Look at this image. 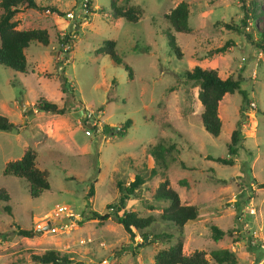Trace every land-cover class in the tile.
<instances>
[{"label": "rangeland", "instance_id": "374dc122", "mask_svg": "<svg viewBox=\"0 0 264 264\" xmlns=\"http://www.w3.org/2000/svg\"><path fill=\"white\" fill-rule=\"evenodd\" d=\"M180 1L187 5L188 29L177 32L165 15ZM251 1L254 15L248 11L242 24L238 0H40L72 18L63 14L57 23L60 16L44 10L33 24L47 30L56 57L49 56L50 45L31 42L26 73L0 65V114L13 123L0 131V189L9 196L0 201V264H39L31 256L49 249L66 254V264H153L152 255L176 240L184 254L203 251L208 264H216L209 252L221 249L232 255L228 264H264V50L256 47L264 33V0H244V6ZM110 4L138 6L140 16L135 22L114 18ZM166 32L174 37L179 57ZM60 35L67 53L58 44ZM104 40L114 41L122 63L98 52ZM223 44L224 51H214ZM194 66L212 69L220 78H242L245 100L234 91L218 102L217 136L203 129L198 86L184 75ZM38 98L65 102L66 122L51 117L37 130L36 122L54 116L34 107ZM127 119L131 123L119 137L116 130ZM91 124L98 131L92 132ZM104 126L111 132H102ZM235 127L239 140L231 157L225 144ZM156 145L162 147L160 165L151 153ZM26 148L35 152V166L47 171L48 189L37 198H30L25 179L2 172L4 163ZM228 157L231 165L215 160ZM133 175L140 181L126 194ZM163 178L181 204L197 210L181 230L158 219L167 203L153 195ZM120 195H126L125 210L153 216L146 242L137 232L130 240L112 217L91 216L111 212L106 206ZM59 205L73 219L44 230ZM212 226L223 232L216 240ZM19 228L32 233L18 235Z\"/></svg>", "mask_w": 264, "mask_h": 264}, {"label": "trees", "instance_id": "16d2710c", "mask_svg": "<svg viewBox=\"0 0 264 264\" xmlns=\"http://www.w3.org/2000/svg\"><path fill=\"white\" fill-rule=\"evenodd\" d=\"M240 2L239 6L244 11L243 20L247 16V12H250V16L254 15V3L248 2L244 6V0H238ZM20 8H32L38 11L47 10L48 12H53L56 16H62L64 13L58 10L52 5L43 4L36 0H0V65L8 67L13 71L19 73H26V60L24 56V49L31 43L36 42L45 46L48 44V34L45 29L32 28V29H16V23L13 20L14 15L19 11ZM110 9L112 10V16L114 18H123L126 21L135 22L140 16V9L138 6H129L126 9H121L119 7L110 4ZM170 27L177 32L186 31L187 28V18L188 9L185 2H178L169 12L165 15ZM227 27L237 31L238 27L232 24H227ZM167 38L168 46L171 48L175 56H180L179 49L175 43L174 37L171 33H165ZM247 37V35H246ZM60 44L65 46V42L60 40ZM257 48L264 50V33H261V44H256ZM226 48V44L216 48L215 52H222ZM98 52H104L109 56V58L116 64L122 63V60L117 57L114 53V41L104 40L103 44L98 48ZM67 53V49L64 50ZM124 68L129 70L128 66L124 64ZM186 79L193 80L198 86L197 99L201 105V112L199 114L200 122L203 129L209 133L211 136H217L220 131V119L217 115V106L221 97L226 93H233L237 91L241 94L242 99L245 100V95L240 89L241 76L232 74L226 76L225 78H220L216 71L208 68H201L199 66H194L191 70L184 71ZM66 79H62V88L65 90ZM69 95L71 91H68ZM34 107L42 112H48L55 115H61L64 113L65 102L63 106H57L55 103L50 102L44 98H38L33 104ZM131 121L129 119L116 130V134L122 137L126 133V128L130 125ZM13 123L8 121V119L0 114V131H7L12 129ZM92 132L98 131L95 125L90 126ZM111 132L109 126H104L102 132ZM238 127H235L229 135V141L225 144L227 149V155H236V145L238 143ZM161 148V149H160ZM154 146L151 148V153L155 158L160 159L159 165L161 163V153L162 147ZM217 162L225 165H231L233 163L232 158H216ZM3 174H11L18 178H23L28 184V194L30 198H37L43 191L48 189L47 182V171L40 170L35 166V152L30 149H24L23 153L18 159L7 161L4 163L2 170ZM140 178L133 175V181L128 184L127 188H124L125 193H131L134 187L139 183ZM264 186V183L262 184ZM87 194L92 193V186L90 185L87 189ZM86 194V195H87ZM126 195H120L118 200L114 203L107 205L106 207L111 212L98 215L95 212L91 213V216L105 220L109 217L115 220L121 225L123 231L128 234L131 240L135 232L140 234L141 240L143 241L145 236L149 233L146 231L147 228L154 221L153 216L148 215L146 217H138L135 212L127 211L124 209V199ZM155 200H161L166 202V206L162 208L159 213L158 219L160 221L169 223L173 228L181 230L183 225L187 221H192L197 217V210L193 205L181 204L178 194L169 187L168 180L163 178L161 182L158 183L154 195ZM9 200L8 194L0 189V201L6 203ZM3 209L9 212V206L4 205ZM121 212V213H119ZM119 213V214H118ZM91 217V218H92ZM213 231V239L221 235L223 232L216 228L211 227ZM16 233L21 236L29 237L32 233V229H17ZM168 237V234H163V236ZM153 236V235H152ZM158 237L157 234H154ZM209 258L216 264H228L233 263L232 255L226 249L213 250L209 252ZM31 259L33 262L39 264H66L69 262L68 256L66 254H61L60 252L49 249L44 251L39 255H32ZM153 264H208L209 260L205 256V253L200 250H193L190 253L184 254L182 252V243L180 240H176L172 245L167 248H162L157 250L152 255ZM8 264H21L19 262H10Z\"/></svg>", "mask_w": 264, "mask_h": 264}, {"label": "crops", "instance_id": "0c3cea01", "mask_svg": "<svg viewBox=\"0 0 264 264\" xmlns=\"http://www.w3.org/2000/svg\"><path fill=\"white\" fill-rule=\"evenodd\" d=\"M36 1H39V0H36ZM42 1V0H41ZM50 3H52V2H50ZM56 8L59 10V8L56 6ZM1 11V10H0ZM61 11V10H60ZM46 11H43L41 14H39V11L38 10H36V9H32V8H20L19 9V11L14 15V17H13V20L15 21V23H16V29H32V28H37L36 26H33V24H36L37 22H38V20L39 19H37V18H40V17H42L43 16V14L45 13ZM65 13V12H64ZM51 14H53V13H51ZM57 17H59V16H57ZM60 18H62V16H60L59 18H58V21H57V23H60L59 21L61 20ZM64 23H66L65 21H64ZM59 25V24H58ZM57 25V26H58ZM57 26H56V30L58 31L59 29L57 28ZM38 28H43V27H38ZM47 31V30H46ZM48 33V32H47ZM63 33V32H62ZM72 33H73V31H71V35H72ZM59 34H61L60 32H59ZM62 35V34H61ZM61 35L59 36V38H60V40H61ZM52 42H51V40H50V38H49V33H48V44L47 45H50V49H51V51L52 52H50L49 53V56L50 57H56V50H55V44H51ZM58 44H59V46H60V49L62 48L63 49V51L65 50V49H67V48H65V46H62L61 44H60V42H58ZM46 46V45H45ZM26 49H27V47L25 48V50H24V56H25V59H26V55H27V52H26ZM55 50V51H54ZM62 51V50H61ZM68 51V50H67ZM33 53H31V55H32ZM33 55H35V54H33ZM31 60H34V58H32ZM64 60H66L65 58H64ZM27 62V61H26ZM27 66V65H26ZM38 71H40V69H38ZM37 71V72H38ZM26 72H27V67H26ZM29 73H33V71H31V70H29ZM60 102V101H59ZM57 103L56 105L57 106H60V104L62 103V102H60V103ZM39 112H41V111H39ZM54 116H50V117H48V118H46V120H44V121H42V122H36L34 125L36 126V128H37V130H39V131H42V130H44V123L45 122H47L48 123V120L51 118V120H57V121H63V122H66V120H64V117H63V115H55V114H53ZM76 221L75 222H77L78 221V219H75Z\"/></svg>", "mask_w": 264, "mask_h": 264}, {"label": "built area", "instance_id": "2783aa9c", "mask_svg": "<svg viewBox=\"0 0 264 264\" xmlns=\"http://www.w3.org/2000/svg\"><path fill=\"white\" fill-rule=\"evenodd\" d=\"M47 12V11H46ZM65 18H72V14L69 12H65ZM95 123V122H94ZM91 125H97V124H91ZM97 128V127H96ZM86 135H89V131H85ZM62 216H66V217H73L72 212L64 205H59V206H55V209L52 212V215L50 216L51 218H60Z\"/></svg>", "mask_w": 264, "mask_h": 264}, {"label": "water", "instance_id": "95a60500", "mask_svg": "<svg viewBox=\"0 0 264 264\" xmlns=\"http://www.w3.org/2000/svg\"><path fill=\"white\" fill-rule=\"evenodd\" d=\"M73 219L72 216L70 217H66V216H62L60 218H56L52 221H46V224L44 226H42V228L45 230V229H49L51 228V226L53 225H66L67 223H69L71 220ZM41 229H37L36 231H40ZM148 239L147 236L144 237V242H146Z\"/></svg>", "mask_w": 264, "mask_h": 264}, {"label": "clouds", "instance_id": "9594fccd", "mask_svg": "<svg viewBox=\"0 0 264 264\" xmlns=\"http://www.w3.org/2000/svg\"><path fill=\"white\" fill-rule=\"evenodd\" d=\"M64 15H65V13H64ZM65 17V16H64Z\"/></svg>", "mask_w": 264, "mask_h": 264}]
</instances>
